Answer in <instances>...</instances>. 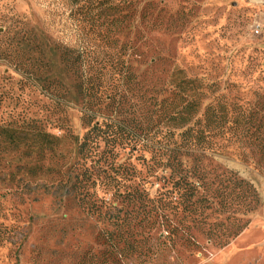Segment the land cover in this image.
<instances>
[{
	"label": "rangeland",
	"instance_id": "obj_1",
	"mask_svg": "<svg viewBox=\"0 0 264 264\" xmlns=\"http://www.w3.org/2000/svg\"><path fill=\"white\" fill-rule=\"evenodd\" d=\"M72 1L0 0V51H7L0 57V122L30 121L37 131L45 127L50 134L45 146L52 151L22 161L37 165L32 177L26 171L15 175L31 186L0 188V264H75L82 252L103 248L97 235L109 227L114 208L122 215L131 212L125 199L101 189L69 188L82 169L74 166L76 141L86 132L75 79L60 58V47L79 38L69 16ZM123 13L128 17L116 37L130 47L136 80L130 92L122 85L117 89L128 96H122L125 125L137 133L154 135L170 126L164 115L172 102L188 104L185 114L193 119L214 97L242 104L254 101L255 91L263 92L264 0H129ZM54 81L65 86L60 109ZM0 155L14 170V154ZM126 158L121 155L117 166ZM132 162L145 179V167ZM205 165L253 183L263 205L227 247L195 233L199 247L178 240L166 263L264 264V176L234 157L216 156ZM3 171L0 182L8 178V169ZM148 189L154 196L158 185ZM135 230L153 236L163 231L156 218Z\"/></svg>",
	"mask_w": 264,
	"mask_h": 264
},
{
	"label": "trees",
	"instance_id": "obj_2",
	"mask_svg": "<svg viewBox=\"0 0 264 264\" xmlns=\"http://www.w3.org/2000/svg\"><path fill=\"white\" fill-rule=\"evenodd\" d=\"M128 2L73 0L69 16L79 38L60 47L62 64L75 79L86 128L76 141L74 166L82 169L69 188L101 189L132 207L123 215L114 208L109 227L97 235L103 248L82 252L75 264H167L178 240L199 247L195 233L225 248L248 228L249 217L263 205L253 183L220 166L208 170L205 163L216 156L234 157L264 176V90L255 91V100L242 104L214 97L193 119L186 117L188 104L172 102L164 115L170 126L154 135L143 129L139 134L125 125L122 96H128L117 87L126 86L130 92L136 77L130 47L119 45L116 36L128 17L123 13ZM0 52L3 58L7 54ZM52 88L60 109L65 86L54 81ZM143 135L148 138L142 139ZM49 137L45 127L37 131L30 121L0 122V154H14L16 159L13 170L3 165L0 155V173L8 169L0 188L18 190L32 185L16 180L15 175L26 171L32 177L37 172V165L29 166L30 161L52 153L45 146ZM121 155L127 156L126 162L117 166ZM24 160L30 164H23ZM132 161L145 167V179ZM61 180L63 187L65 175L61 174ZM154 185L158 189L152 196L148 187ZM153 218L163 229L159 235L135 230Z\"/></svg>",
	"mask_w": 264,
	"mask_h": 264
}]
</instances>
